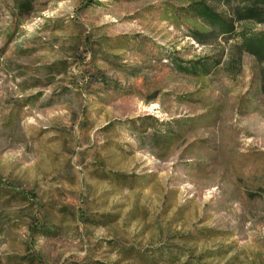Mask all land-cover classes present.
Returning a JSON list of instances; mask_svg holds the SVG:
<instances>
[{
    "label": "rangeland",
    "instance_id": "obj_1",
    "mask_svg": "<svg viewBox=\"0 0 264 264\" xmlns=\"http://www.w3.org/2000/svg\"><path fill=\"white\" fill-rule=\"evenodd\" d=\"M188 2L0 0V264H264V61Z\"/></svg>",
    "mask_w": 264,
    "mask_h": 264
},
{
    "label": "trees",
    "instance_id": "obj_2",
    "mask_svg": "<svg viewBox=\"0 0 264 264\" xmlns=\"http://www.w3.org/2000/svg\"><path fill=\"white\" fill-rule=\"evenodd\" d=\"M19 13L29 14L34 9L35 0H14ZM189 1L184 7L208 28L202 34L207 41L221 38L224 41L238 38L244 50L253 55L255 59L264 61V30L251 31L237 30L241 22H255L264 24V0H183ZM211 3V4H209ZM214 5L226 7V11H218ZM238 31V35L236 34ZM218 58V59H217ZM219 58L205 56L195 60L182 62L177 58H170L173 67L190 75H207L219 64ZM260 90L264 94V69L259 77Z\"/></svg>",
    "mask_w": 264,
    "mask_h": 264
}]
</instances>
